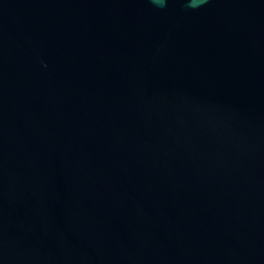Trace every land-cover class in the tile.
Here are the masks:
<instances>
[{"label": "water", "instance_id": "95a60500", "mask_svg": "<svg viewBox=\"0 0 264 264\" xmlns=\"http://www.w3.org/2000/svg\"><path fill=\"white\" fill-rule=\"evenodd\" d=\"M0 264H264V0H0Z\"/></svg>", "mask_w": 264, "mask_h": 264}]
</instances>
